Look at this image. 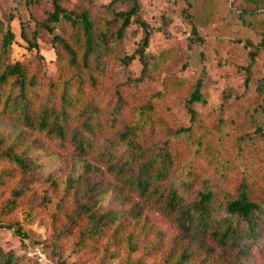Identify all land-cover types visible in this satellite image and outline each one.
<instances>
[{"label": "rangeland", "instance_id": "rangeland-1", "mask_svg": "<svg viewBox=\"0 0 264 264\" xmlns=\"http://www.w3.org/2000/svg\"><path fill=\"white\" fill-rule=\"evenodd\" d=\"M111 1L62 0V4L67 8L86 7L99 29L114 19L113 10L128 7L123 1L109 6ZM190 2L191 7L188 0H141V15L152 29L148 48L152 75L141 85L128 84L129 75H140L141 63L135 59L124 66L112 57L105 84L115 87L125 83L131 107L124 119L134 121L139 115V110L135 115V109L151 102L156 125L166 132L187 123L182 99L195 80L202 78L205 102L198 103L197 108L204 126L214 132L210 141L220 150L217 156L253 175H264V134L256 137L259 134L253 124L262 121L264 126V0ZM52 9V0H0L4 29L11 26L16 35L9 61H25L33 72L44 71L47 76L64 65L57 59L53 34L36 27V20H44ZM188 13L202 41H192ZM22 26L32 40L37 30L38 50L29 48V42L22 38ZM141 37L142 30L133 25L121 54H132ZM2 39L0 31V45ZM255 49L259 54L252 61L249 52ZM217 124L221 131H217ZM36 130L27 126L20 113H4L0 104L3 145L17 144V153L33 163L27 171L18 168L14 180L0 193V264L9 257L13 264H168L169 256L176 259L184 250L197 254L188 264H213L219 259L220 248L211 243L201 248L200 240L184 239L179 227L157 210L146 208L138 215L142 200L119 196L111 175L104 172L94 155L36 142L31 134L40 133ZM243 134L254 135L255 143L240 153L235 143ZM241 158L245 162H240ZM9 167L0 160V173ZM20 188H26L27 197L12 208L5 207L15 198L13 189ZM102 214L115 215L116 225L128 229L125 238L134 234L131 242L126 239L118 245L108 236L82 238ZM17 226L29 236L19 235ZM209 247L212 251L207 256ZM244 264H264V233L252 243Z\"/></svg>", "mask_w": 264, "mask_h": 264}, {"label": "trees", "instance_id": "trees-1", "mask_svg": "<svg viewBox=\"0 0 264 264\" xmlns=\"http://www.w3.org/2000/svg\"><path fill=\"white\" fill-rule=\"evenodd\" d=\"M119 1L128 3V7L113 10L114 19L97 29L86 7L67 8L62 0H52V11L44 20H36L37 29L53 34L57 59L64 64L51 76L44 71L33 72L25 61H9L16 35L11 26L5 30L0 20L3 112L20 113L30 129L40 132L31 133L36 142L94 155L104 172L111 175L119 196L142 200L138 215L146 208L155 209L179 227L184 239L200 240L201 248H206V244L220 248L219 259L213 264H244L252 243L264 233V175H253L231 160L217 156L220 150L210 141L214 132L204 126L197 108L198 103L205 102L200 77L182 99L188 116L186 124L166 132V128L159 129L151 102L135 109V115L138 110L139 115L134 121L124 119L131 107L125 83L107 86V68L112 57L124 66L138 59L142 66L140 75H129L128 84L141 85L151 77L153 60L148 48L152 29L141 15V0H112L109 6ZM188 16L192 22V41H202L191 14ZM135 24L142 30V37L132 54L122 55L128 31ZM21 36L29 42V48L38 50L37 30L32 40L22 26ZM249 54L253 61L259 51L255 49ZM253 124L259 134L256 137L263 136L262 121ZM216 127L221 131L219 124ZM114 130L115 133H110ZM254 138L252 134L239 136L236 149L240 153L245 151L255 143ZM3 144L0 136V160L10 166L0 173V193L14 180L18 168L27 171L33 165L28 157L17 153V144ZM240 162H245V158ZM13 194L15 198L5 207L12 208L27 197L26 188L13 189ZM116 218L110 214L97 216L82 238L108 236L118 245L126 239L131 242L134 234L125 238L128 229L117 226ZM15 229L19 235L29 236L21 226ZM211 251L209 247L207 256ZM196 255L184 250L176 259L169 256L167 263L188 264ZM1 264H13V258Z\"/></svg>", "mask_w": 264, "mask_h": 264}]
</instances>
